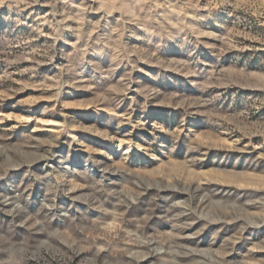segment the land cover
<instances>
[{"label": "rangeland", "instance_id": "obj_1", "mask_svg": "<svg viewBox=\"0 0 264 264\" xmlns=\"http://www.w3.org/2000/svg\"><path fill=\"white\" fill-rule=\"evenodd\" d=\"M0 175L25 264H264V0H0Z\"/></svg>", "mask_w": 264, "mask_h": 264}, {"label": "clouds", "instance_id": "obj_2", "mask_svg": "<svg viewBox=\"0 0 264 264\" xmlns=\"http://www.w3.org/2000/svg\"><path fill=\"white\" fill-rule=\"evenodd\" d=\"M132 35H134V33H132ZM139 38V37H138ZM130 51V50H129ZM51 59V58H50ZM140 127H143V125H139ZM156 127H159L158 125ZM161 131H164L163 128L160 129ZM175 135V134H174ZM173 150H174V146H173ZM188 150L189 151H193V150H198V145L195 141L191 142L188 145ZM143 151L145 153L148 154H152V144H149L148 147H145L143 149ZM41 159H43V157H41ZM191 164L195 165L197 163V159L194 158L193 160L190 161ZM0 179H3V176L0 175ZM37 179H39V177H37ZM147 187H152V185H148ZM70 190H66L65 191V195L69 194ZM74 199H80V197H75ZM155 199V198H153ZM134 202V201H133ZM121 203H123V201H121ZM45 208H48L49 210L52 209H56L57 211H61L60 209L56 208L55 203L52 204H45L44 205ZM175 208V205H170L168 208V211L171 212L173 211V209ZM126 210V209H125ZM65 217H67V219L69 221L72 222V224L75 226V218L73 216H69L67 212H63L62 213ZM181 213H177V215H180ZM148 217H145V219H147ZM249 224H255L256 221L254 220H250L248 221ZM3 225H0V228H2ZM177 227H184V225H177ZM81 231H83V229H81ZM6 245V246H5ZM0 253H5L6 254V258L4 259H0V264H25L26 260L29 258L26 255H20L17 247L15 245H13L11 243V241L5 239L3 241H0ZM98 255V253H97ZM70 259V258H69ZM66 264H68V262H66ZM88 264H96L95 258H93L91 261L88 262ZM103 264H108V261L105 260L103 262ZM117 264H119V262H117Z\"/></svg>", "mask_w": 264, "mask_h": 264}, {"label": "bare ground", "instance_id": "obj_3", "mask_svg": "<svg viewBox=\"0 0 264 264\" xmlns=\"http://www.w3.org/2000/svg\"><path fill=\"white\" fill-rule=\"evenodd\" d=\"M88 168H89L93 173L96 172V168H95V165H94L93 163H89V164H88Z\"/></svg>", "mask_w": 264, "mask_h": 264}]
</instances>
